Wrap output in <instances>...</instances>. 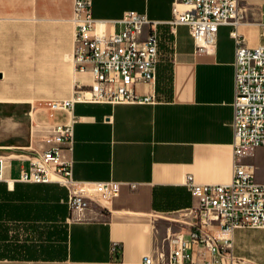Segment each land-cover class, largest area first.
I'll use <instances>...</instances> for the list:
<instances>
[{"label": "crops", "instance_id": "crops-1", "mask_svg": "<svg viewBox=\"0 0 264 264\" xmlns=\"http://www.w3.org/2000/svg\"><path fill=\"white\" fill-rule=\"evenodd\" d=\"M172 4L91 0L92 16L106 34L118 30L115 21L128 10L160 22L156 78L134 87L152 99L58 110L50 103L69 98L77 81L93 80L74 67V0H0V234L8 238L0 242L8 243L17 226L15 243L21 246L19 256L0 257V264H143L147 255L166 263L172 239L192 229L197 198L184 185L186 176L202 184L231 180L233 26L220 25L214 49L198 52L188 26L172 32L165 24L173 17ZM239 6L244 43L264 45V0H240ZM72 121L70 142L48 141L55 124ZM53 145L72 162L76 184L115 183V192L90 196L84 217L71 218L68 190L58 182L16 180L21 168ZM242 162L264 183V146ZM30 231L41 238H31ZM231 238L225 264H264V227L236 228ZM51 244L60 252H49ZM211 256L194 244L189 264Z\"/></svg>", "mask_w": 264, "mask_h": 264}, {"label": "built area", "instance_id": "built-area-1", "mask_svg": "<svg viewBox=\"0 0 264 264\" xmlns=\"http://www.w3.org/2000/svg\"><path fill=\"white\" fill-rule=\"evenodd\" d=\"M240 0H173V17L165 24L174 32L178 25H186L196 51L210 52L216 44L218 27L232 25L234 41L233 86V173L227 183L202 184L188 174L184 185L197 198L191 209L192 229L187 235L172 239L174 248L166 263L143 258V264L192 263L193 245L204 246L211 258L196 264H225L224 250L232 247L231 233L236 228L264 227V183H258L250 165L242 162L258 146H264V45L246 46L237 30ZM74 33V67L79 72H90V83L77 81L69 98L53 101L51 109L69 110L76 103H132L150 101L151 96L138 94L134 87L156 78L160 61L158 24L145 13L125 11L115 21L118 30L102 32V21L91 12V0H74L72 19ZM264 35V21L261 23ZM147 28V33L144 30ZM73 121L55 124L48 141L55 144L71 141ZM61 147L53 145L35 159L29 167L21 168L16 180L28 183L56 181L68 190L67 203L71 218L85 216L90 196L94 193L115 192L114 182H83L72 178V162L62 158ZM5 159L0 157V180ZM57 178V179H56ZM219 230L227 236H215ZM221 240V244L219 243ZM118 248L112 245V250ZM231 264V262L227 263Z\"/></svg>", "mask_w": 264, "mask_h": 264}, {"label": "rangeland", "instance_id": "rangeland-1", "mask_svg": "<svg viewBox=\"0 0 264 264\" xmlns=\"http://www.w3.org/2000/svg\"><path fill=\"white\" fill-rule=\"evenodd\" d=\"M56 184H59L60 186L66 188L62 183H59L58 182ZM94 194H97V193H94ZM12 228H13V230L11 231L12 232L11 233L12 236L10 237V241L8 243L0 242V252H3V251H11L12 248H14V244H15V242L17 240L15 237L18 236V232L15 231L16 233H14V230H17V226H13ZM30 233H31L30 234L31 235V238H34V236L36 237V239L41 238V235L37 236V234L36 233H33L32 231H30ZM20 234H21V238H23V239L26 238L25 237V233L21 232ZM60 249L61 248L57 244L56 245L55 244H51V247L48 248L49 252H53L54 254L60 252Z\"/></svg>", "mask_w": 264, "mask_h": 264}, {"label": "trees", "instance_id": "trees-1", "mask_svg": "<svg viewBox=\"0 0 264 264\" xmlns=\"http://www.w3.org/2000/svg\"><path fill=\"white\" fill-rule=\"evenodd\" d=\"M0 207H1V205H0ZM0 228H2L1 225H0ZM0 238H2L3 240H7L8 239L7 235L3 236L2 234H0ZM20 252H21V246L18 245V243H15L14 244V248H12L11 251L0 252V257H17V256H19Z\"/></svg>", "mask_w": 264, "mask_h": 264}, {"label": "bare ground", "instance_id": "bare-ground-1", "mask_svg": "<svg viewBox=\"0 0 264 264\" xmlns=\"http://www.w3.org/2000/svg\"><path fill=\"white\" fill-rule=\"evenodd\" d=\"M57 179V178H56Z\"/></svg>", "mask_w": 264, "mask_h": 264}]
</instances>
